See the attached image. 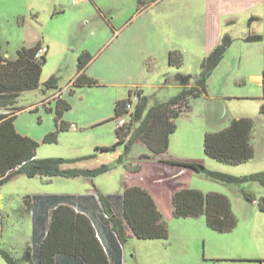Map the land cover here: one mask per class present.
<instances>
[{
  "label": "rangeland",
  "instance_id": "obj_1",
  "mask_svg": "<svg viewBox=\"0 0 264 264\" xmlns=\"http://www.w3.org/2000/svg\"><path fill=\"white\" fill-rule=\"evenodd\" d=\"M250 1L156 0L139 8L138 0H0L1 53L14 59L21 46H49L40 82L55 76L61 97L70 104L61 116L66 127L57 130L55 96L43 105L39 89L28 91L15 127L39 143L36 158H61V170L78 172L51 176L19 172L0 183V264H8L1 250L21 253L31 239L27 195L122 194L132 185L152 195L169 235L142 239L130 230L125 235L122 229L121 264H234L216 255L243 243L264 256V211L258 206L263 185L257 181L226 184L206 171L162 160L196 161L208 171L234 177L264 171V113L260 111L264 90L257 78L264 73V0L251 5ZM224 42L225 52L206 78L205 93L191 96L190 107L176 118L166 152L155 154L142 142L128 149L124 144L99 149L116 141V101L136 90L151 105L168 100L181 90L176 74L191 75L194 85L205 57ZM81 49L92 55L84 69L97 82L91 86L73 85ZM239 117L254 121V156L236 165L207 156L205 132L220 131ZM53 131L56 141H44ZM183 187L227 195L237 226L219 233L207 226L204 215L175 217L172 194Z\"/></svg>",
  "mask_w": 264,
  "mask_h": 264
},
{
  "label": "trees",
  "instance_id": "obj_2",
  "mask_svg": "<svg viewBox=\"0 0 264 264\" xmlns=\"http://www.w3.org/2000/svg\"><path fill=\"white\" fill-rule=\"evenodd\" d=\"M154 1L156 0H138L139 8ZM254 38L259 39L260 36ZM39 48L40 43L33 47L21 46L17 50V56L9 59L1 53L0 44V183L19 172H25L28 176L78 174L77 171L61 170V158H36L39 143L27 135H22L15 127L17 114L23 109L21 102L25 93L39 89L40 95L43 96L41 103L44 105L52 95L51 92L55 93L61 89L55 76L41 84L40 76L42 66L46 62L47 48L44 54H38ZM225 49L224 42L205 57L203 70L196 77L194 85L191 84V75L176 74L175 80L180 84L181 90L166 101L151 105L149 98L142 94L141 90L133 92L137 99L130 111L125 109V105L132 92L128 98L116 101L113 119L121 115L128 119L122 126L116 127L114 145L102 146L99 149L110 150L119 144H124L125 149H128L133 143L140 141L155 154L166 152L169 136L177 128L176 118L182 110L190 107L191 96L198 97L205 93L206 78L223 57ZM172 55L170 52V63ZM91 59L92 55L87 50L78 53V74L73 80V85L91 86L97 83L84 72ZM60 96L53 98L57 130L66 127L61 116L63 111L70 108V104ZM35 109L36 107L31 110ZM47 110L50 111L51 108ZM260 111L264 113V104ZM253 130L252 118H234L220 131L205 132L204 152L207 156L227 164L246 162L254 156ZM56 137V131H53L45 135L44 141H56ZM162 160L168 164L191 167L200 172L206 171L210 178L222 183L243 184L257 181L264 186V171L234 177L208 171L196 161L171 158ZM244 195L251 200L249 194ZM24 204L32 219L31 241L21 255L1 250L8 264H57V259L62 256L79 258L85 264H121L120 259H114L113 246L104 243L101 233L109 232L112 235L117 244L116 250L120 249V242L124 237L122 229H128L137 238L142 239H167L169 235L167 224L152 195L137 185L125 187L122 194L27 195ZM172 206L175 217L204 215L207 226L219 233L232 231L238 223L228 196L222 193L183 187L173 192ZM258 206L264 211V197L260 198Z\"/></svg>",
  "mask_w": 264,
  "mask_h": 264
},
{
  "label": "crops",
  "instance_id": "obj_3",
  "mask_svg": "<svg viewBox=\"0 0 264 264\" xmlns=\"http://www.w3.org/2000/svg\"><path fill=\"white\" fill-rule=\"evenodd\" d=\"M256 3H257V1H255V0H251L250 1V5L251 4H256ZM41 46L42 47L43 46L46 47L44 44H40V47ZM82 47H85V46L82 45ZM46 48H47V52H48L49 51V46L46 47ZM81 51H82V49H81ZM257 78L260 81L262 80V83H263V78L261 77V75H258ZM60 92H61V89L57 90L50 97H48L47 100L48 99L50 100V98L52 96L61 95ZM138 142H140V141H138ZM86 193H88V192H86ZM64 194H83V193H69V192H67V193H64ZM127 233H128V229H126L124 234L126 235ZM31 236H32V232H31ZM101 237H102V240L104 241L105 244H107L109 246H113L112 248H113V257H114V259H116V260L120 259V261H121V259L123 257L121 249L116 250V245L117 244H116L115 240H113L112 235L109 232L108 233L104 232V233H101ZM245 239H247V241L248 240H255L253 238H245ZM30 241H31V239H30ZM30 241L27 242L26 246L30 243ZM247 245H249V244L243 243L241 245V247L239 245L235 246V248H236L235 250H229L226 253H224L223 255H216V257L221 258L222 260L227 261L229 263H234V264H255V263L256 264L257 263L261 264V263H264V256L257 255L256 251H254L253 248L248 247ZM26 246H25V248H26ZM25 248H24V250H25ZM23 251L21 253H16V255H21L23 253ZM211 258H213V257L211 256ZM57 264H85V263L82 260H80L79 258H76V257L62 256V257H60V259H57Z\"/></svg>",
  "mask_w": 264,
  "mask_h": 264
},
{
  "label": "built area",
  "instance_id": "obj_4",
  "mask_svg": "<svg viewBox=\"0 0 264 264\" xmlns=\"http://www.w3.org/2000/svg\"><path fill=\"white\" fill-rule=\"evenodd\" d=\"M46 51V47H40L39 50H38V54L40 52H45ZM137 97H136V94L135 93H132V96L130 98V100L127 102V104L125 105V109L130 111L132 108H133V105L136 101ZM124 115H121L119 116L117 119H118V122H117V127L118 126H122L124 123H125V119H124Z\"/></svg>",
  "mask_w": 264,
  "mask_h": 264
}]
</instances>
